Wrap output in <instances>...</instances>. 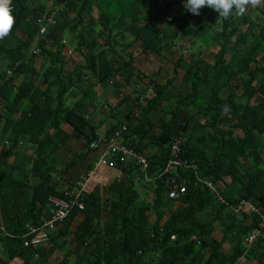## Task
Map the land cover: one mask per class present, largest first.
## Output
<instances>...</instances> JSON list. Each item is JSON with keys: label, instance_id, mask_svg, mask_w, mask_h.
Segmentation results:
<instances>
[{"label": "trees", "instance_id": "trees-1", "mask_svg": "<svg viewBox=\"0 0 264 264\" xmlns=\"http://www.w3.org/2000/svg\"><path fill=\"white\" fill-rule=\"evenodd\" d=\"M58 4L64 7L56 24L42 34L41 25ZM183 4L185 0H12L15 24L0 39V242L7 260L69 264L67 253L49 261L64 239L74 245L70 253L76 264H237L247 253L264 264V236L247 252L243 244L259 215L238 220L231 208L245 198L264 213V159L257 143L264 134V8L255 17L247 12L222 19L218 31L208 36L215 27L180 8ZM165 18L173 21L162 27ZM171 25L177 28L173 34ZM66 31L84 56L72 70L67 68ZM180 34L188 36L193 48L198 39L219 47L214 60L208 61L202 48L189 59L179 54L174 45ZM178 47L185 49L183 43ZM35 48L40 51L33 52ZM150 53L170 57L173 67L167 76L163 65L146 73L137 64ZM181 79L190 89L177 84ZM98 83L112 87L115 98L102 103L103 137L127 125L123 142L148 157L150 180L134 161L105 165L123 169L122 179L87 187L78 197L84 207L74 205L49 242L24 246L29 227L51 217L50 196L76 197L85 176L75 184L66 181L68 186L61 180L96 151L91 143L101 137L104 123L97 125L88 115L96 107L93 88ZM129 87L133 89L125 93ZM151 88L153 95L146 97ZM70 97L74 102L67 104ZM70 138L83 149L59 167L55 152ZM178 139L181 163L164 172ZM22 145L33 150L28 168L25 161L12 160ZM247 161L255 170L244 171ZM227 177L229 188L222 185ZM244 177L242 188H233ZM137 182L151 184L150 200L142 197ZM208 182L228 204L217 201ZM174 184L186 186L177 198L169 196Z\"/></svg>", "mask_w": 264, "mask_h": 264}, {"label": "built area", "instance_id": "built-area-1", "mask_svg": "<svg viewBox=\"0 0 264 264\" xmlns=\"http://www.w3.org/2000/svg\"><path fill=\"white\" fill-rule=\"evenodd\" d=\"M63 4L55 6L51 12L47 15L46 23L41 25L40 32L42 34L47 32L50 25L56 24V18L63 9ZM40 48H35L33 52H39ZM153 95V89L151 88L146 94V97ZM1 105V104H0ZM127 130V125H123L120 129H116L108 138L100 137L91 143L93 149H101V152L94 163V166L90 168L85 175L84 179L79 184L76 191V197L72 199H64L55 196H50L49 200L52 204L51 217L46 219L39 225H31L28 232L25 235L24 246L37 248L47 242L51 238L53 231L57 229L59 223H61L71 211L74 205H78L83 208L82 202L78 201L79 195L85 190V187L90 177L95 171L105 165L116 164L117 162L126 163L129 160L134 161L137 166V170L144 176L146 180H150L148 157L137 151L134 147H131L123 142V132ZM181 139L176 140L172 145L173 158L168 162L164 172H171L177 164L181 163L180 160ZM124 175L123 169L118 168L116 179H122ZM208 185L215 193V197L218 202L228 204L226 197L218 190L212 183L208 182ZM186 191L185 185L174 184L170 188L169 196L171 198H177L180 194ZM237 219H243L250 217L254 214L259 215L258 225L255 226L244 239V248L246 251L250 250L258 239L264 236V213L256 206L252 201L242 198L237 204L231 206ZM192 239H196L193 235Z\"/></svg>", "mask_w": 264, "mask_h": 264}, {"label": "crops", "instance_id": "crops-1", "mask_svg": "<svg viewBox=\"0 0 264 264\" xmlns=\"http://www.w3.org/2000/svg\"><path fill=\"white\" fill-rule=\"evenodd\" d=\"M53 5L51 3H49V7L51 8ZM260 8V7H258ZM97 11V9L95 10ZM50 27V26H49ZM66 37V35H64V38ZM66 40V39H65ZM75 48V45H68L67 48ZM213 53L217 52L218 48L216 49H213ZM75 51V50H73ZM77 51V50H76ZM79 53V52H78ZM81 56H83L81 54ZM81 56H78L77 53L73 52V54H70L68 55L66 53V60H67V68L69 70H72L77 64L83 62L81 60H79L81 58ZM156 56L158 57L159 55H156V54H153V53H150V54H143L141 56V60L138 61V65L142 68V70H144L146 73H150L152 71H155V70H158V68L161 66L159 65L157 69H151L149 67V63H152V59L153 58H156ZM163 57V56H162ZM164 58L167 60H169L168 58H170L169 56L165 55ZM79 60V61H78ZM78 61V62H77ZM155 66V65H154ZM153 66V67H154ZM157 67V66H155ZM40 76V75H39ZM40 82V79H36V83H39ZM95 89L98 90V95L101 96L104 92H105V99H108L110 96H111V93H112V89H107V90H104V88L101 86V84H95L94 85V88L93 90L96 91ZM133 88L129 87L128 89L126 88L125 89V93L128 91L127 90H132ZM99 90H102L101 92H99ZM107 94H108V97H107ZM80 97L77 96L76 98L78 99ZM104 100L102 99L101 103L99 104V102H96V107L95 109L92 108V110H90L89 112V117L90 119L95 123V124H102L104 123V120L106 119V110L105 108H102V103L104 102ZM73 98H71V101L70 103H73ZM100 109V110H99ZM104 116V117H102ZM112 120V119H111ZM110 120V121H111ZM106 124H102L99 126V128H103L104 129V132L106 130ZM64 128L65 130L70 133L72 131L71 127L67 124L64 125ZM235 134L237 136L241 135L242 134V131L240 129H237L235 131ZM104 135V134H103ZM103 135L101 134V137H103ZM262 136V135H261ZM260 136V137H261ZM257 143L258 145L260 146V150H261V153H262V157L264 159V136H263V139L261 138V142L259 141V139L257 140ZM82 145L81 143H79L78 141H76L74 138H70L67 143H65L61 148H58L57 151L55 152V156H56V163L58 164L59 163V167L62 166V163H68L72 158L73 156L75 155V153L77 152H80L83 148H81ZM96 151H92L91 153H89L83 160H81L78 165L76 167H72L69 169V173L68 174H65L64 176H66L65 178L62 177V185L64 186L65 185H69V184H66L67 182H70L72 184H75L78 180H81V178L83 176H85V174L87 173V171L93 167L94 165V162L97 160L100 152H101V149H95ZM32 154H33V150L32 148H30L29 146L27 145H22L20 146L19 148V151L16 155V157L14 156L12 158V160H16L17 162L21 163V161H25L27 162L28 164H31L32 163ZM245 163V169L244 171L248 170L249 172L255 170V168L253 167V163L251 161H247V162H244ZM26 165V164H25ZM117 171L118 169H110V168H106V167H99L95 173L90 177L86 187H85V190L86 188H94L96 185H100L101 186L104 184H106L109 180L111 179H114L116 178V174H117ZM95 175H97V177L95 178ZM95 178V180H94ZM244 181H240V185L239 187H235L233 186V188H235L236 190H239L240 188H242V185L247 181V177H244L243 179ZM67 181V182H66ZM231 178L230 177H227L225 179V182H223V187H226V188H229L228 187V184L231 183ZM239 183V182H237ZM150 193L152 195V190L151 192H146L145 190V193H144V196L147 195V199L150 200L151 199V196H150ZM106 196H109L108 194L105 195ZM154 220V216L151 217V221ZM61 223L58 224L57 226V229H59ZM219 229V228H217ZM55 230V231H56ZM54 232V231H53ZM72 239V236L68 237V240H71ZM64 239H61V246L60 248H57L53 251V253L49 256V261L50 262H55L57 261L58 258H63L64 256V253H67V254H70L69 255V264H76V261H77V257L75 254H71L70 252L73 250V247L74 245H72L71 243H63ZM63 243V244H62ZM224 248L225 250L229 249L230 248V244L227 242L224 244ZM247 252V251H246ZM153 257L157 258L155 255H152ZM148 258L150 257L147 256ZM47 262H44L42 264H47ZM257 261L253 258H251V256L249 257L248 256V253L245 254L244 256H242L240 259H239V262L237 264H256ZM0 264H23V259L21 258H15V259H12V260H7L6 259V253H5V250H4V245L0 242ZM118 264H124L122 261H118Z\"/></svg>", "mask_w": 264, "mask_h": 264}, {"label": "rangeland", "instance_id": "rangeland-1", "mask_svg": "<svg viewBox=\"0 0 264 264\" xmlns=\"http://www.w3.org/2000/svg\"><path fill=\"white\" fill-rule=\"evenodd\" d=\"M180 8H182V9H184L185 8V4H183L182 5V7H180ZM264 8V7H263ZM212 12H217V11H215V10H212V9H207V8H202L201 10H200V15H201V18H202V20H205V21H208V23L209 24H211V25H213L215 28L213 29V30H211L209 33H208V36L210 35V34H212V35H214V33H216L218 30V28H220V26H221V23H222V19H219V14H218V12L215 14V15H213L212 14ZM248 12H250V14L252 15V16H256V15H258L259 13H261V11L258 9V8H255V9H250ZM173 13H175L176 14V12H173ZM201 20V19H200ZM173 20L172 19H170V18H165L164 20H163V22L161 23V26L162 27H165V26H170L169 24H170V22H172ZM174 26L175 25H171V28L173 27V32H172V34L173 33H175L174 31L177 29V28H174ZM242 29H245V26H243L242 27ZM65 35H66V37H65V39H66V43H67V45H75V41L73 40V35L71 34V33H69L68 31H66L65 32ZM181 35V37L179 38L180 40H183V42H181L179 39L176 41V43H175V47H177V50L179 51V54L180 53H184L185 54V56L189 59V58H192V56L190 55V54H198L199 53V50L202 48V52H203V54H204V57H206L207 58V60L208 61H213L214 60V53H213V46H211L209 43H207V42H204L202 39H198L197 40V42L194 44V48L192 47L193 45H191V43L190 42H192V41H189L188 40V36H186V37H184V35H182V34H180ZM179 35V36H180ZM194 38H196L195 36H194ZM184 44L185 45V49H182V48H179L178 46L180 45V44ZM136 46H133L132 47V49H134ZM219 48V47H218ZM175 49V48H174ZM73 50H75L74 48H71V47H69V48H67V54L68 55H70V54H73V52H75V53H77V55L78 56H81V53H78V51H73ZM178 54V55H179ZM79 60H81V61H83L84 60V56H81V58L79 59ZM78 60V61H79ZM77 61V62H78ZM169 62V60L168 61H166V59L164 58V57H162V56H156V58H153L152 59V63H149V67L152 69H157L158 68V66L159 65H163L164 67H165V75L167 76V74H169V72H171V68L173 67L172 66V64H169L168 63ZM157 66V67H155V66ZM154 66V67H153ZM235 82H238V80L237 79H235ZM177 84L180 86V87H182V88H184V89H190V86L188 85V82L186 81V80H184V79H181V80H178V82H177ZM103 88H104V90H107V89H112V87H110L109 85H107V84H104L103 85ZM96 91H95V93H94V95H93V93H92V95L94 96V102H99V104L102 102L101 100L103 99L104 100V98L103 97H105L106 95H105V92L101 95V96H99L98 95V90L97 89H95ZM102 90H99V92H101ZM102 93V92H101ZM107 97H108V94H107ZM114 97L111 95L110 96V100L112 101H114ZM108 100H109V98H108ZM70 101H71V97L69 98V99H67V104H70ZM93 109H95V107H93ZM100 110V109H99ZM102 117H104V116H102ZM99 133H101L102 135L104 134V129L103 128H99ZM263 136H264V134H262V136L261 137H259L258 139H259V141L261 142V138L263 139ZM244 164V163H243ZM31 164H28L27 162H26V168H28L29 166H30ZM56 175V174H55ZM97 176H95V178H96ZM95 178H94V180H95ZM239 185H240V183H237V184H235L234 186L235 187H239ZM136 187H137V189L140 191V193H141V195H142V197H144V193H145V190H146V192H151V190H152V186H151V184H149V185H147V187H145V186H143L140 182H137L136 183ZM150 196H151V198H152V195H151V193H150Z\"/></svg>", "mask_w": 264, "mask_h": 264}, {"label": "clouds", "instance_id": "clouds-1", "mask_svg": "<svg viewBox=\"0 0 264 264\" xmlns=\"http://www.w3.org/2000/svg\"><path fill=\"white\" fill-rule=\"evenodd\" d=\"M203 7L217 11L219 19L242 18L250 9L264 7V0H185V8L199 15ZM15 24L12 0H0V39L6 37ZM230 109L224 106V111Z\"/></svg>", "mask_w": 264, "mask_h": 264}]
</instances>
